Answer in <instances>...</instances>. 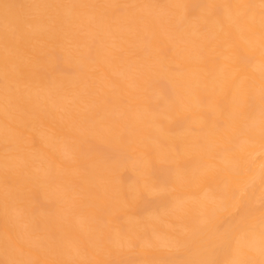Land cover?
<instances>
[{
    "label": "bare ground",
    "instance_id": "6f19581e",
    "mask_svg": "<svg viewBox=\"0 0 264 264\" xmlns=\"http://www.w3.org/2000/svg\"><path fill=\"white\" fill-rule=\"evenodd\" d=\"M0 264H264V0H0Z\"/></svg>",
    "mask_w": 264,
    "mask_h": 264
}]
</instances>
